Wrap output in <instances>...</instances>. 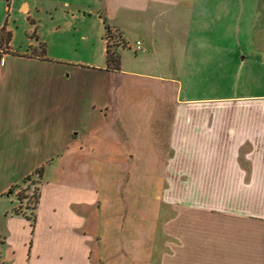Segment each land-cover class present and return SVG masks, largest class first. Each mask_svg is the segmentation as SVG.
I'll return each instance as SVG.
<instances>
[{
  "label": "crops",
  "instance_id": "crops-1",
  "mask_svg": "<svg viewBox=\"0 0 264 264\" xmlns=\"http://www.w3.org/2000/svg\"><path fill=\"white\" fill-rule=\"evenodd\" d=\"M39 2L20 0L19 9ZM242 2L251 3L60 0V8L76 6L103 19L118 38L120 69L108 61H56L39 49L22 55L31 65L0 67V201L17 197L16 185L43 167L35 227L13 213L18 199L1 205L0 264H104L96 256L102 200L95 164L98 157L101 165L112 161L113 153L134 165V147L144 138L153 144L150 160L170 213L162 227L177 238L163 253L160 242L155 264H264V0L252 1L244 41L216 39L208 28L223 25L224 11ZM135 19L146 33L168 20L170 62L160 71L178 75L156 73V39L146 35L136 37L144 56L124 67L125 33ZM240 74L255 91H241ZM138 85L164 95L172 88L178 107L174 102L167 113L166 96L141 98ZM193 88L226 91L182 97Z\"/></svg>",
  "mask_w": 264,
  "mask_h": 264
},
{
  "label": "rangeland",
  "instance_id": "rangeland-1",
  "mask_svg": "<svg viewBox=\"0 0 264 264\" xmlns=\"http://www.w3.org/2000/svg\"><path fill=\"white\" fill-rule=\"evenodd\" d=\"M252 1L242 2L240 7L226 9L224 24L210 23L208 26L210 34L216 39L230 38L231 41L228 43L247 39L255 13ZM19 3L20 0H0V67L31 65L33 62L24 60L23 56H32L37 49L39 51L45 49L46 54L43 53L56 61L83 65L106 64L109 31L98 14L91 16V13L87 12L85 15L84 9L80 11L76 6L60 8V0H40L35 6L33 4L29 11H23L25 7L23 10L19 9ZM79 15L85 17L81 18ZM204 26L201 24L197 27L202 30ZM141 28L142 25H138L136 19L127 26L124 67L127 68L128 63H134L137 57L144 56L137 51L135 44L137 36L146 35L148 39L151 37L156 39L155 45L159 54L152 58L153 61H158L159 71L156 73L178 75L171 68L170 72L160 71L165 68L167 70L170 62L168 49L170 44L166 30L169 28L168 20H164L154 32H142ZM7 52L8 55H5ZM151 64L152 62L148 65ZM161 64L164 67H159ZM27 73L25 72V75ZM29 75L32 76L33 72ZM244 76L245 74H240L238 77L239 83L242 84L241 91H255V87L248 85L243 79ZM62 84L60 81L61 87ZM137 90L141 98L149 99L157 93L164 98L166 96L170 102L167 113L174 111V102L178 107V96L176 98L172 88L168 89L166 95L161 91L157 92L156 88L151 90L143 85H138ZM224 91L226 90L221 88L184 89L182 97L223 95ZM163 109L164 107L162 111ZM150 140L144 138L142 143L134 147L133 151L137 156L134 165L131 162H121L124 157L121 154L118 161L113 158V153L112 161H107L104 165H101L99 157L96 161L97 187L98 191H101L102 200L96 218L98 246L96 256L99 261L103 260L104 264H155L159 258L160 242L162 245L160 253H163L168 248L165 244L177 239L165 233L162 227L169 219L170 213L168 207L161 201L163 186L160 187L161 178L156 163H151L153 161L150 160L156 155ZM141 165L143 166L139 168ZM36 179L38 175L34 173L26 183L17 188L18 192L22 190L29 199H32L31 194L35 189L32 183H35ZM11 196L16 202L17 197L12 194ZM12 199L6 195L4 200L0 201V208L4 204L10 205Z\"/></svg>",
  "mask_w": 264,
  "mask_h": 264
},
{
  "label": "trees",
  "instance_id": "trees-1",
  "mask_svg": "<svg viewBox=\"0 0 264 264\" xmlns=\"http://www.w3.org/2000/svg\"><path fill=\"white\" fill-rule=\"evenodd\" d=\"M109 30V40H108V45H107V61H108V68L110 69H120V55L116 51V45L119 43L117 42V37L113 34H111L110 28L108 27ZM117 38H115V37ZM113 42V43H111ZM44 53L46 52L45 49H43ZM35 174L38 175V179H36L35 183H32L35 185L34 192L31 194V198L29 199L27 195L22 192L17 193V199L19 201V205L15 206L13 208V213L16 215H23L27 217L30 221L33 227H35V224L37 222V208L39 205L40 201V196H41V189H40V177L43 175V167L38 168L35 172ZM31 175H27L23 179V184L30 179ZM22 184H17V187H20ZM27 201V202H26Z\"/></svg>",
  "mask_w": 264,
  "mask_h": 264
},
{
  "label": "built area",
  "instance_id": "built-area-1",
  "mask_svg": "<svg viewBox=\"0 0 264 264\" xmlns=\"http://www.w3.org/2000/svg\"><path fill=\"white\" fill-rule=\"evenodd\" d=\"M136 47H137V50H143V42L138 40L136 42Z\"/></svg>",
  "mask_w": 264,
  "mask_h": 264
}]
</instances>
